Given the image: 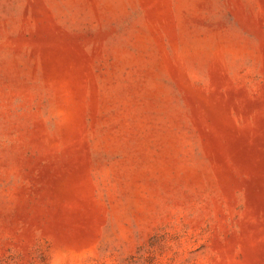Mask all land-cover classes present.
<instances>
[{
    "label": "rangeland",
    "instance_id": "obj_1",
    "mask_svg": "<svg viewBox=\"0 0 264 264\" xmlns=\"http://www.w3.org/2000/svg\"><path fill=\"white\" fill-rule=\"evenodd\" d=\"M0 264H264V0H0Z\"/></svg>",
    "mask_w": 264,
    "mask_h": 264
}]
</instances>
